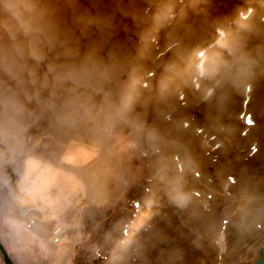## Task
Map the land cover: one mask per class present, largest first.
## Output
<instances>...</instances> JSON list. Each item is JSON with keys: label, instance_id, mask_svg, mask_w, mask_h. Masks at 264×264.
Listing matches in <instances>:
<instances>
[{"label": "rangeland", "instance_id": "374dc122", "mask_svg": "<svg viewBox=\"0 0 264 264\" xmlns=\"http://www.w3.org/2000/svg\"><path fill=\"white\" fill-rule=\"evenodd\" d=\"M83 1L59 0L66 26L80 58L92 53L113 76L20 93L18 112L0 104V123L11 121L1 190L44 97L62 89L47 108L67 90L0 201V264H78L83 248L82 264H252L264 246V60L223 105L175 75L193 52L217 50L240 9L260 29L249 47H264V0ZM9 84L0 77V97Z\"/></svg>", "mask_w": 264, "mask_h": 264}, {"label": "clouds", "instance_id": "9594fccd", "mask_svg": "<svg viewBox=\"0 0 264 264\" xmlns=\"http://www.w3.org/2000/svg\"><path fill=\"white\" fill-rule=\"evenodd\" d=\"M62 11L59 0H0V77L15 85L9 84L10 94L0 97L6 110H22L19 94L31 100V89L38 95L40 89L69 81L76 86L93 80L111 81V67L102 66L92 53L80 58L78 42L74 44ZM252 13V9L238 10L234 32L218 29L217 50L193 52L181 70L189 82H200L206 101L223 105L233 89L255 80L264 47H249V38L260 32ZM84 23L82 17L73 18L77 28ZM93 23L96 21L89 20L85 30ZM168 70L174 72L175 66Z\"/></svg>", "mask_w": 264, "mask_h": 264}, {"label": "water", "instance_id": "95a60500", "mask_svg": "<svg viewBox=\"0 0 264 264\" xmlns=\"http://www.w3.org/2000/svg\"><path fill=\"white\" fill-rule=\"evenodd\" d=\"M107 61V57L103 61V64H105ZM94 81V80H93ZM67 93V90L65 91L64 95L56 99L54 102H52L45 110L41 113V116L39 117L38 120L35 122L31 123L29 127L26 130L25 133V138H24V144L21 149L20 156L18 158V165L16 168V173L15 175L8 181L7 184H5L1 190H0V201L3 198V195L7 193V191L13 187L21 178L22 175V170L24 166V159H25V154H26V149L28 145L29 138L31 136V133L33 130L38 127L42 122L48 117V115L54 110L55 106L64 99L65 95ZM0 249H3V245L0 242ZM6 255V254H5ZM7 258V256H5ZM252 264H264V246H261L258 250V257L255 259V261Z\"/></svg>", "mask_w": 264, "mask_h": 264}, {"label": "flooded vegetation", "instance_id": "af4514ba", "mask_svg": "<svg viewBox=\"0 0 264 264\" xmlns=\"http://www.w3.org/2000/svg\"><path fill=\"white\" fill-rule=\"evenodd\" d=\"M79 2L81 3V5L84 4L83 0H79ZM84 18V20L86 19V17H82ZM91 26V25H90ZM62 92V89H59L57 92L53 93L52 96L48 97H44L45 98V103L42 102V105H39V110H38V115L42 112V110H44L45 106H47V104H49L56 96H58L60 93ZM38 98V97H37ZM40 111V112H39ZM4 123H0V130L4 131L5 129L9 130L11 127V121L10 118H6L3 120ZM5 126H8L6 128H4ZM9 128V129H8ZM4 129V130H3ZM2 137V135L0 134V138Z\"/></svg>", "mask_w": 264, "mask_h": 264}, {"label": "trees", "instance_id": "16d2710c", "mask_svg": "<svg viewBox=\"0 0 264 264\" xmlns=\"http://www.w3.org/2000/svg\"><path fill=\"white\" fill-rule=\"evenodd\" d=\"M147 172V171H146ZM132 206H135V204H133L132 203ZM107 223V222H106ZM106 223H104V224H106ZM96 233V232H95ZM95 237L94 236H92L88 241H87V243H86V246L88 245V244H90V246H89V248H88V250H90V248H92L93 247V244H94V241H95ZM82 242V241H81ZM88 252V251H87ZM87 252H86V250L83 248V249H81V251H79V252H77V254L74 256V260L76 261H78V264L80 263V264H82L84 261H85V259H86V255H87Z\"/></svg>", "mask_w": 264, "mask_h": 264}, {"label": "bare ground", "instance_id": "6f19581e", "mask_svg": "<svg viewBox=\"0 0 264 264\" xmlns=\"http://www.w3.org/2000/svg\"><path fill=\"white\" fill-rule=\"evenodd\" d=\"M181 69H178L177 70V73H176V75H175V81H177L178 82V84H179V86H181V85H183V84H185L188 80L182 75V72H181V70L183 69V67L184 66H179ZM45 108H46V106H45ZM29 124V123H28ZM23 135H25V134H23ZM150 180H151V178H150ZM61 229V228H60ZM223 236V235H222ZM222 236H221V238H222ZM222 243H223V241H221ZM222 245V244H221ZM223 246V245H222ZM0 251L2 252V253H6L7 251L3 248V249H0Z\"/></svg>", "mask_w": 264, "mask_h": 264}, {"label": "built area", "instance_id": "2783aa9c", "mask_svg": "<svg viewBox=\"0 0 264 264\" xmlns=\"http://www.w3.org/2000/svg\"><path fill=\"white\" fill-rule=\"evenodd\" d=\"M58 231H60V228H58V229L55 231V234H56ZM56 240H58V238H57Z\"/></svg>", "mask_w": 264, "mask_h": 264}]
</instances>
